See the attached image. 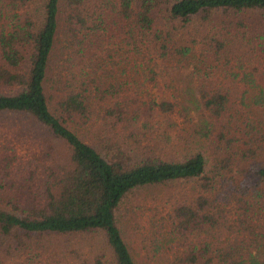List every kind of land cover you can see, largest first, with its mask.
I'll use <instances>...</instances> for the list:
<instances>
[{
    "label": "trees",
    "instance_id": "16d2710c",
    "mask_svg": "<svg viewBox=\"0 0 264 264\" xmlns=\"http://www.w3.org/2000/svg\"><path fill=\"white\" fill-rule=\"evenodd\" d=\"M257 13L264 0H0V264H62L32 252L54 236L70 264H264ZM178 180L129 244L125 200Z\"/></svg>",
    "mask_w": 264,
    "mask_h": 264
},
{
    "label": "rangeland",
    "instance_id": "374dc122",
    "mask_svg": "<svg viewBox=\"0 0 264 264\" xmlns=\"http://www.w3.org/2000/svg\"><path fill=\"white\" fill-rule=\"evenodd\" d=\"M255 16L261 18L264 20V13H257ZM261 71H264V62L261 61L260 63ZM187 71H184L182 73H177L176 76V85L178 87H183L188 84L189 76L186 73ZM257 82H259L262 86H264V76L258 77ZM242 84H238L240 86ZM245 86V85H244ZM237 87V85L235 86ZM241 91V90H240ZM236 102L234 103V106L236 107ZM180 117L177 118L178 121H180ZM7 125L4 127V131L9 135L11 139H13L14 142L16 141V127L19 126V122L15 117H8L6 118V121H4ZM182 123L178 124L177 126H181L180 132L185 131V127L183 128ZM187 128V127H186ZM172 130V128H171ZM86 139L89 142H92V140L89 139L87 136ZM93 143V142H92ZM21 152V151H20ZM260 160L264 159V155L259 156ZM9 179L14 181H20L21 177L17 174H12V176H9ZM185 185L184 182H181V180H178L174 184L169 185H154L149 187H143L136 192L130 194L129 199L125 200V204L121 206L119 209V212H121L120 216L123 220V225L125 226V230L127 231L123 232V236L128 241L129 244L139 247L140 245V238L145 233H150L149 226L150 221L152 218L155 217L153 214V211L155 212V208L162 207V206H169L175 204V197H171L175 192L182 188V186ZM153 198V199H152ZM138 205H143V208L137 207ZM123 208V209H122ZM122 209V211H121ZM159 209V208H158ZM118 212V213H119ZM35 244L32 245V252L38 253L39 262H44L45 257L49 254H55L56 258L62 260V264H70L72 262L71 257L69 256V253L65 249V252L62 253L64 250L62 240L60 237H41L38 238ZM0 254L5 258L6 256H10V252H6L4 249H1L0 246ZM14 251V250H13ZM28 249L25 252H19L20 258L24 257H30L27 255ZM13 253V252H12ZM25 253V254H24ZM24 254V255H23ZM54 256V255H53ZM35 257V256H34ZM38 257H35L37 259ZM64 258L67 260V262H64ZM10 264H12V259L9 260Z\"/></svg>",
    "mask_w": 264,
    "mask_h": 264
}]
</instances>
